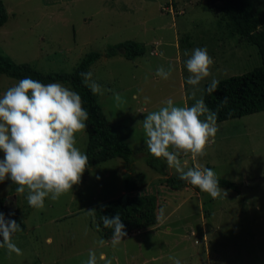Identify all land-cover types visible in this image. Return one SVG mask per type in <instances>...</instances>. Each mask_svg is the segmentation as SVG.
I'll use <instances>...</instances> for the list:
<instances>
[{"label": "rangeland", "instance_id": "obj_1", "mask_svg": "<svg viewBox=\"0 0 264 264\" xmlns=\"http://www.w3.org/2000/svg\"><path fill=\"white\" fill-rule=\"evenodd\" d=\"M2 1L8 18L0 26V53L15 62L70 72L84 53L101 54L90 65L87 82L100 86L97 100L108 123L132 149V161L127 168L124 159L111 158L89 167L87 175L85 168L72 191L57 200L45 198L43 208L28 204L27 188L12 194L11 180L0 182V198L8 208L18 203L26 224L25 231L13 236L21 252L0 247V264H82L90 248L105 252L112 264H173V256L182 264H264V110L216 122L213 142L201 154L187 152L185 162L180 160L184 169L209 162L218 177L237 182L239 192L223 187L226 196L213 198L191 185L173 189L162 182L179 174L174 165L156 156L165 166L163 176L146 163L140 121L144 114L169 97L177 105H188L194 90L203 92L205 82L242 74L260 62L216 26V13L206 0ZM256 1L264 8V0ZM126 39L146 44L147 52L134 59L106 54ZM197 46L207 47L213 63L209 75L192 86L186 83L184 61ZM160 65H171L167 79L156 75ZM17 81L0 74V94ZM114 92L121 94L122 102L115 101ZM76 143L85 150V129L76 133ZM126 172L140 179L139 191L149 188L158 197V222L129 233L115 247L107 240L100 246L94 209L118 194Z\"/></svg>", "mask_w": 264, "mask_h": 264}, {"label": "clouds", "instance_id": "obj_2", "mask_svg": "<svg viewBox=\"0 0 264 264\" xmlns=\"http://www.w3.org/2000/svg\"><path fill=\"white\" fill-rule=\"evenodd\" d=\"M212 63L206 46L193 48L184 61L189 73L186 83L197 86L209 75ZM155 71L159 78L167 79L172 68L171 65H160ZM81 75L87 80L92 73L86 71ZM218 83L212 78L205 90L213 92ZM91 88L96 92L100 86L92 81ZM113 96L117 103L123 101L120 93L114 92ZM143 100L148 102L150 97L145 95ZM88 115L79 92L59 80L45 83L24 76L9 86L0 94V151L3 153L0 156V182L10 179L16 185V193H23L27 188L26 200L35 208H43L45 198L57 200L63 193L72 191L89 162L87 153L76 143V133L86 128ZM216 117L217 113L207 106L203 97L191 105H177L169 97L157 110L149 111L140 120L149 152L165 157L179 171L181 179L191 186H198L213 198L226 196L215 170L195 163L184 169L180 160L185 162L187 152L194 157L201 154L205 145L213 142L210 139L217 132ZM160 216H164L163 208ZM101 219L105 227L112 229L111 244L117 246L127 235L120 212L102 215ZM20 229L21 224L11 213L6 216L0 211V247L19 254L21 249L13 236ZM104 242L103 237L96 241L100 246ZM171 259L173 264H182L178 257ZM98 261L112 264L105 252L97 254L91 248L82 264H98Z\"/></svg>", "mask_w": 264, "mask_h": 264}, {"label": "trees", "instance_id": "obj_3", "mask_svg": "<svg viewBox=\"0 0 264 264\" xmlns=\"http://www.w3.org/2000/svg\"><path fill=\"white\" fill-rule=\"evenodd\" d=\"M206 5L216 13V26L224 31L230 40L235 39L236 44L240 45L243 51L256 54L260 58V62L242 74L217 79L219 83L213 92L205 90L210 81L205 82L203 92L201 89L194 90L188 105L203 97L207 106L217 113L216 122L264 110V8L256 0H206ZM7 18V9L4 2L0 0V26L6 22ZM145 52H147L146 44L126 39L112 45L106 54L110 56L120 54L126 59H134ZM100 56L98 51H89L84 53L72 71L47 72L27 62L17 63L9 56L0 53V74L18 80L24 76H31L45 83L59 80L68 83L70 87L79 92L83 106L89 113L85 128L87 143L84 151L89 160L86 175L89 167L111 158L124 159L127 168H130L132 161V149L121 138L117 128L108 123L96 93L92 91L90 84L81 75L88 71L90 65ZM147 152V165L159 174L167 175L163 162H158L156 156L149 150ZM205 166L209 167V162ZM122 177L121 185L117 189L118 194L97 204L94 209L95 225L100 236L107 241H111L112 229L103 225L102 215H114L116 212H120L127 235L135 230L152 228L157 224L159 218L157 214V210H159L158 197L150 193L149 188L139 191L140 185H142L140 179H133L134 177L129 172H126ZM218 178L222 188L226 187L239 192L237 182L225 177ZM163 180L162 183L173 189H181L190 184L181 179L180 174L168 175ZM193 186L198 188V186ZM15 188L16 185L11 181L9 192L14 194ZM0 211H3L6 216L11 213L12 218L21 224V229L17 232L25 231L24 215L18 203L15 204V207L8 208L5 205V198H0ZM126 236L122 239H125Z\"/></svg>", "mask_w": 264, "mask_h": 264}]
</instances>
